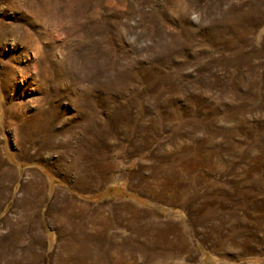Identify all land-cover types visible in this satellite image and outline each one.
Masks as SVG:
<instances>
[{
  "label": "rangeland",
  "instance_id": "rangeland-1",
  "mask_svg": "<svg viewBox=\"0 0 264 264\" xmlns=\"http://www.w3.org/2000/svg\"><path fill=\"white\" fill-rule=\"evenodd\" d=\"M12 163L93 188L98 264H264V0H0Z\"/></svg>",
  "mask_w": 264,
  "mask_h": 264
},
{
  "label": "crops",
  "instance_id": "crops-1",
  "mask_svg": "<svg viewBox=\"0 0 264 264\" xmlns=\"http://www.w3.org/2000/svg\"><path fill=\"white\" fill-rule=\"evenodd\" d=\"M12 165L16 167L11 183L13 191L0 206V213H7L2 220L5 224H0V264H98V252L92 251L98 244L96 235L93 239L92 235L85 237L79 232L80 239H76L83 226L87 232L96 229L91 216L93 212L97 214L99 206L91 198L96 195L93 188L92 194H84L81 189L85 188L69 184L67 179L41 165ZM122 208L117 215L124 220L131 215L130 203L122 202ZM19 221L22 225L16 228L13 223ZM107 223L111 224V220ZM12 230L17 237L10 236ZM123 260L110 253V264H125Z\"/></svg>",
  "mask_w": 264,
  "mask_h": 264
},
{
  "label": "bare ground",
  "instance_id": "bare-ground-1",
  "mask_svg": "<svg viewBox=\"0 0 264 264\" xmlns=\"http://www.w3.org/2000/svg\"><path fill=\"white\" fill-rule=\"evenodd\" d=\"M45 129V128H44ZM155 153V152H154ZM162 164V163H161ZM78 168V167H77ZM81 170V169H80ZM72 171V170H71ZM79 171V170H78ZM78 174V173H77ZM146 180V179H145ZM90 190V189H89ZM92 208V207H91ZM84 209V208H83ZM24 216V215H23ZM111 230V229H110ZM98 233V232H97ZM10 254V253H9ZM8 258V257H7ZM22 261V260H21ZM63 261V260H62ZM30 264V263H29Z\"/></svg>",
  "mask_w": 264,
  "mask_h": 264
}]
</instances>
